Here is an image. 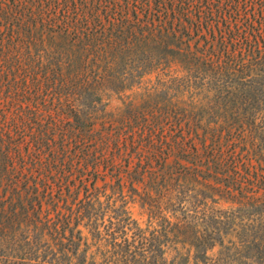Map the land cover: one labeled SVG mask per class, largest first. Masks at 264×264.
<instances>
[{"label": "trees", "instance_id": "obj_1", "mask_svg": "<svg viewBox=\"0 0 264 264\" xmlns=\"http://www.w3.org/2000/svg\"><path fill=\"white\" fill-rule=\"evenodd\" d=\"M229 113L264 117V0H0V264H264L262 163L211 155Z\"/></svg>", "mask_w": 264, "mask_h": 264}, {"label": "rangeland", "instance_id": "obj_2", "mask_svg": "<svg viewBox=\"0 0 264 264\" xmlns=\"http://www.w3.org/2000/svg\"><path fill=\"white\" fill-rule=\"evenodd\" d=\"M158 78L156 73L147 75L143 78L142 82L139 85H136L134 88L126 91L124 95H114L110 98L108 104V110L117 111L124 107V103L130 102L133 100L135 103L141 102L142 94H144L147 88L157 85ZM147 100V99H146ZM145 101V100H144ZM151 103V102H148ZM264 130V117H252L246 114H213L209 117V127L208 137L210 146L214 148L213 141L217 139L220 140V145L217 146L220 148L217 151L214 148V153L212 156L221 155L222 158L228 160L234 149H231L232 146H236L235 150L238 153L240 159L246 158L245 154L249 155V158L253 163H262V174H264V137L261 136L262 131ZM256 132L261 138L251 142L245 143L242 142V138H237L236 142L234 140L240 135H250ZM260 132V133H259ZM251 140V139H250ZM248 150L250 151L248 153ZM220 207H227L228 203L220 202L218 205ZM129 210L134 218H136L143 226H146L149 220V211L146 207H142L139 202H134L129 204ZM220 247L216 246L214 249L209 251V255L217 257ZM185 251V249H183ZM176 252L171 249L169 251V257H173Z\"/></svg>", "mask_w": 264, "mask_h": 264}]
</instances>
